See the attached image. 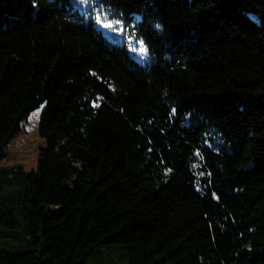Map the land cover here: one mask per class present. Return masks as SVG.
Here are the masks:
<instances>
[{
	"label": "trees",
	"instance_id": "trees-1",
	"mask_svg": "<svg viewBox=\"0 0 264 264\" xmlns=\"http://www.w3.org/2000/svg\"><path fill=\"white\" fill-rule=\"evenodd\" d=\"M83 6L0 0V264H264V0Z\"/></svg>",
	"mask_w": 264,
	"mask_h": 264
},
{
	"label": "rangeland",
	"instance_id": "rangeland-1",
	"mask_svg": "<svg viewBox=\"0 0 264 264\" xmlns=\"http://www.w3.org/2000/svg\"><path fill=\"white\" fill-rule=\"evenodd\" d=\"M108 32V30H106ZM138 56H140L138 54ZM29 169L33 168L35 163L30 159L25 161ZM123 246L104 247L100 251H95L90 255L89 260L84 264H115L122 263Z\"/></svg>",
	"mask_w": 264,
	"mask_h": 264
},
{
	"label": "snow or ice",
	"instance_id": "snow-or-ice-1",
	"mask_svg": "<svg viewBox=\"0 0 264 264\" xmlns=\"http://www.w3.org/2000/svg\"><path fill=\"white\" fill-rule=\"evenodd\" d=\"M89 2H90V0H81V3H83V4H87V3H89ZM96 21H97L98 24L101 23V16H100V15H97V16H96ZM117 23H118V22H117ZM102 26H103L104 28L113 29V24H111V23H103ZM113 30H114V29H113ZM133 50H135V49H133ZM140 51H141V52H146V49L143 48V46H142V42H141V48H140Z\"/></svg>",
	"mask_w": 264,
	"mask_h": 264
},
{
	"label": "water",
	"instance_id": "water-1",
	"mask_svg": "<svg viewBox=\"0 0 264 264\" xmlns=\"http://www.w3.org/2000/svg\"><path fill=\"white\" fill-rule=\"evenodd\" d=\"M70 3L74 9L79 10V11L83 10L84 6H83V3H81V0H70ZM141 53H144V52H141ZM136 58L139 59L138 56Z\"/></svg>",
	"mask_w": 264,
	"mask_h": 264
}]
</instances>
